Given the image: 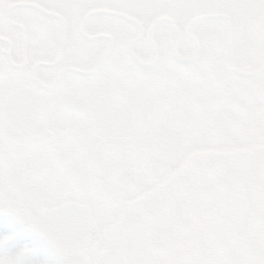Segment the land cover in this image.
I'll return each mask as SVG.
<instances>
[{
	"label": "snow or ice",
	"instance_id": "snow-or-ice-1",
	"mask_svg": "<svg viewBox=\"0 0 264 264\" xmlns=\"http://www.w3.org/2000/svg\"><path fill=\"white\" fill-rule=\"evenodd\" d=\"M0 215L58 264H264V0H0Z\"/></svg>",
	"mask_w": 264,
	"mask_h": 264
},
{
	"label": "flooded vegetation",
	"instance_id": "flooded-vegetation-1",
	"mask_svg": "<svg viewBox=\"0 0 264 264\" xmlns=\"http://www.w3.org/2000/svg\"><path fill=\"white\" fill-rule=\"evenodd\" d=\"M0 224L9 226V235H15L16 239L10 244L13 247L15 244L23 243L29 245L34 249L31 253L38 262L41 264H58V256L49 245L43 242L35 233L24 228L12 217L7 215H0ZM18 253V250H14V254Z\"/></svg>",
	"mask_w": 264,
	"mask_h": 264
},
{
	"label": "rangeland",
	"instance_id": "rangeland-1",
	"mask_svg": "<svg viewBox=\"0 0 264 264\" xmlns=\"http://www.w3.org/2000/svg\"><path fill=\"white\" fill-rule=\"evenodd\" d=\"M7 235H9V226L6 227L5 225H1L0 224V237L7 236ZM25 247L30 248L29 245H25ZM25 247H24V244L23 243H20L18 245L15 244L13 247H11L9 245L8 248L6 249V252L8 254H14V250L17 249L18 252H19L21 249H23ZM25 260H26V264H41V263L38 262V259H36L32 254H30L29 256H27L25 258Z\"/></svg>",
	"mask_w": 264,
	"mask_h": 264
}]
</instances>
